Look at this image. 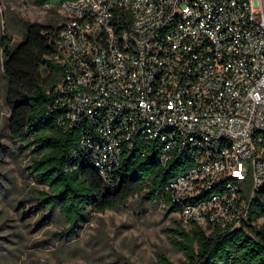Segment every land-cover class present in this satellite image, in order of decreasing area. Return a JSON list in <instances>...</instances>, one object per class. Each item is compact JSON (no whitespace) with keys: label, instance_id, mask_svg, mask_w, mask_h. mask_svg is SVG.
Wrapping results in <instances>:
<instances>
[{"label":"built area","instance_id":"2783aa9c","mask_svg":"<svg viewBox=\"0 0 264 264\" xmlns=\"http://www.w3.org/2000/svg\"><path fill=\"white\" fill-rule=\"evenodd\" d=\"M50 32V111L72 163L111 189L124 149L189 166L169 183L186 224L233 231L264 186V0H77ZM250 189L249 195L246 190Z\"/></svg>","mask_w":264,"mask_h":264},{"label":"trees","instance_id":"16d2710c","mask_svg":"<svg viewBox=\"0 0 264 264\" xmlns=\"http://www.w3.org/2000/svg\"><path fill=\"white\" fill-rule=\"evenodd\" d=\"M77 0H37L40 6H61ZM56 27L30 25L24 41L14 48L4 42V77L7 83L6 106L9 110V137L13 144L33 149L32 169L50 195L43 201L69 225L62 237H76V230L94 214L125 209L141 199L146 203L163 202L171 212L167 191L169 183L189 166L173 158L166 166L158 155L142 157L137 148L124 149L120 166L114 171L117 189L111 190L98 173L72 163L80 148L81 132H65L51 116L52 92L63 80L61 68L52 60L56 48L50 32ZM249 195L250 189L246 190ZM264 186L250 201L249 219L241 228L211 230L192 224L189 231H174L172 244L187 259L185 264H264ZM75 234V235H74ZM160 264H173L164 256Z\"/></svg>","mask_w":264,"mask_h":264},{"label":"rangeland","instance_id":"374dc122","mask_svg":"<svg viewBox=\"0 0 264 264\" xmlns=\"http://www.w3.org/2000/svg\"><path fill=\"white\" fill-rule=\"evenodd\" d=\"M63 18L59 6L0 0V264H160L161 256L185 264L172 238L191 226L163 202L136 199L120 211L93 213L75 238L62 237L69 225L43 201L50 191L32 169L33 149L10 140L3 43L17 47L30 25L57 27Z\"/></svg>","mask_w":264,"mask_h":264},{"label":"crops","instance_id":"0c3cea01","mask_svg":"<svg viewBox=\"0 0 264 264\" xmlns=\"http://www.w3.org/2000/svg\"><path fill=\"white\" fill-rule=\"evenodd\" d=\"M60 26V25H59ZM59 26H57V27H59Z\"/></svg>","mask_w":264,"mask_h":264}]
</instances>
